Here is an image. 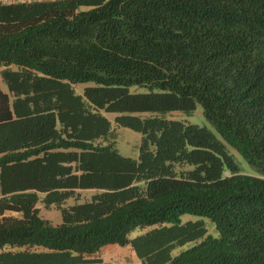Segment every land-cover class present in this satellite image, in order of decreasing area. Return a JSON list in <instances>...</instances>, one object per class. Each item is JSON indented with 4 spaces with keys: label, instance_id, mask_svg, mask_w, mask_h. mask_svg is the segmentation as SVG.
<instances>
[{
    "label": "trees",
    "instance_id": "trees-1",
    "mask_svg": "<svg viewBox=\"0 0 264 264\" xmlns=\"http://www.w3.org/2000/svg\"><path fill=\"white\" fill-rule=\"evenodd\" d=\"M1 83L0 264H107V245L140 264H264V0L0 4ZM196 104L221 141L137 115ZM103 113L140 135L136 160ZM79 190L95 193L60 207ZM39 196L60 224L38 216Z\"/></svg>",
    "mask_w": 264,
    "mask_h": 264
},
{
    "label": "rangeland",
    "instance_id": "rangeland-1",
    "mask_svg": "<svg viewBox=\"0 0 264 264\" xmlns=\"http://www.w3.org/2000/svg\"><path fill=\"white\" fill-rule=\"evenodd\" d=\"M1 89H5L4 85L1 83L0 84ZM91 86L90 83L87 84H76L74 85V90L76 93L80 94L82 89L84 87ZM128 91L130 93H143L146 92L145 89L141 87H136V86H130L128 87ZM140 117H148V116H161L164 117L165 119L168 120H175V121H181L187 124L191 125H196L198 127L205 128L208 130L216 140L221 141L220 137L216 134L212 126L205 120L202 114V109L200 105L196 104L195 108L191 111H174V112H161V113H142V114H137ZM103 116L109 121L110 123V130L111 133H113V142H114V147L117 151V153L126 158H130L133 160H136L137 154H138V145L140 142V135L127 129V128H121L117 127L114 124V118L118 116V114L114 113H103ZM108 142V141H107ZM102 144H105L103 141ZM226 147V152L228 155H230L234 161V163L237 166V170L240 174L243 175H249V176H257L258 173L248 166L246 162L241 158V156L231 147L225 145ZM95 192L93 190H79L76 191L73 195V197L68 198L64 201V203L60 206L62 208H66L69 206H72L74 204H81L90 199V197L94 194ZM42 196H39V199L35 205V208L38 211V216L49 222L50 225L55 226L61 223V217H60V212L59 209L56 208L54 205L50 206H45L42 201ZM7 215H12L15 217H19V213H10ZM196 220H202L205 224L206 228V234L205 236H211V237H216L217 236V231L214 228V225L210 223L209 220L189 214L181 215L179 217V223H184L187 221H196ZM150 228H144V229H136L134 230L130 238H133L137 235H140L144 233L145 231L149 230ZM201 239L196 240L195 242L187 243L181 247L175 248L171 252V256H175L178 254L180 251L186 250L187 248L191 247L192 245L196 244L199 242ZM17 250V249H13ZM37 252H42V249H37ZM95 257L100 258L104 263L107 264H140L138 260L130 254V250L124 249V248H119L116 251L107 249V250H102L98 252Z\"/></svg>",
    "mask_w": 264,
    "mask_h": 264
},
{
    "label": "crops",
    "instance_id": "crops-1",
    "mask_svg": "<svg viewBox=\"0 0 264 264\" xmlns=\"http://www.w3.org/2000/svg\"><path fill=\"white\" fill-rule=\"evenodd\" d=\"M34 1H52V0H0V4H9V3H16V2H34ZM119 248L120 247H117L115 245H107V246H104L103 248H101L100 251L107 250V249H111V250H115L116 251ZM122 248L127 249V250L129 249L130 250V254L133 255L131 249L128 246L122 247Z\"/></svg>",
    "mask_w": 264,
    "mask_h": 264
}]
</instances>
